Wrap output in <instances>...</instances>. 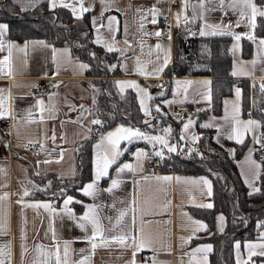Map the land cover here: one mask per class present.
I'll list each match as a JSON object with an SVG mask.
<instances>
[{"label": "crops", "instance_id": "1", "mask_svg": "<svg viewBox=\"0 0 264 264\" xmlns=\"http://www.w3.org/2000/svg\"><path fill=\"white\" fill-rule=\"evenodd\" d=\"M20 8L32 7L40 0H12ZM51 7V0H46ZM177 3L178 6H171ZM229 0H225L227 4ZM258 6L264 5V0H255ZM57 6L68 4L67 8L75 18L88 16L90 22V31L92 40L95 44L108 50L106 45H110L113 51L121 55L119 60L120 74L113 76L114 86L120 93L130 89L134 92L138 108L141 113V124H136L131 120L119 119L109 124L93 125L91 120L99 118L100 115L94 111L95 91L93 74L88 73L89 65L86 61L77 58L72 52L70 43L52 44L43 37L31 36L23 39L12 38L8 31L4 37H0L7 43H15L24 46L25 42L44 41L48 47L40 44H29L27 56L23 53L13 52V64L15 75L11 78H0V89L6 90L4 95L8 98L7 105L11 115L17 116L16 120L11 118L10 128L2 130L0 128V249H3L6 255L2 257L5 264H34L38 258L36 251L37 245H44L45 249H53L58 241L61 247L63 259V245L69 241L68 264H77L84 257H88L87 264H129L133 259L131 248H119L113 245L111 248H97L92 254L90 245L83 239L86 235L76 224L75 220L60 212L63 207V200L66 196H72L74 202L80 201L82 207L76 211L73 203L69 207L73 210L75 216H82L87 210L89 204L104 205L100 210L102 217L115 218L121 209L127 208L133 198L136 199V235L139 237V229L143 227L145 236H150L154 241L152 249H144L136 253V264H189L192 257L190 254L198 247L212 245L211 241L206 239L192 240V238L206 230H196L198 225L194 221L208 227L207 220L191 213V206L213 205L212 194H207L208 186L203 183H192L200 181L201 178L212 181L207 175H197L194 173L178 171H161L153 173L149 170L142 160L141 166L134 172H125L117 174L118 167L129 163L137 165L135 153L138 150L160 151L161 145L145 139L136 138L129 143L122 141L120 155L115 164L109 168L108 176L101 178L98 182V193L96 199L85 196L82 189L90 182L94 181L97 148L102 134L115 131L119 126L132 127L139 129L147 136H165L170 146L176 148L175 153L182 149L186 152L199 151V139L194 140L201 134L202 125L211 123L208 127L214 132L216 140L228 150L235 158L239 173L248 187L250 197L264 196V155L258 156L255 152V140L253 137H259L264 142V52L261 57L257 56V45L249 41L244 34L250 31L246 23H241L235 27V23L240 19L237 12L231 8L221 9L219 0H206L205 7H197L193 10V5H198V0H188V7L185 10L184 0H83V7L89 11L81 13L80 0H56ZM74 6L77 11H72ZM63 7V6H62ZM155 7L158 11L156 16L157 23L153 24L152 14L149 9ZM139 9L140 11H137ZM214 9V10H212ZM227 12V15H225ZM180 13L179 26H177L176 14ZM168 16H171L168 21ZM194 16L203 17L193 19ZM115 17V21L109 30V18ZM259 17V16H258ZM257 17V18H258ZM166 21L174 26L172 31L165 29ZM232 23L231 29L234 33L240 34L242 39L239 41V48L232 50L233 44L237 42L234 36H230V51L232 55V66L230 78L234 79L230 93L222 98L221 110L219 113L213 112V76L211 75H173L170 79L165 74V70L173 57L174 32L177 28L186 29L183 32L185 36L193 35L196 27L200 31L204 24H223ZM6 23V21H0ZM143 24V27H141ZM182 27V28H181ZM161 32V36L154 35L155 32ZM171 33V40L168 39V33ZM258 38H264V34L254 32ZM200 35V32L199 34ZM214 36V35H207ZM100 43H96L97 39ZM161 48L157 49L156 45ZM52 48L57 49L56 62L60 64L59 73H57L56 64L53 63ZM170 48V61L163 71L156 75L152 74L153 69L159 63ZM7 55V51L0 52V59ZM157 56L160 60L157 61ZM256 60L252 65L250 62ZM24 61L27 63L25 64ZM137 62L139 66L149 73L140 75L137 71ZM79 64L88 65L87 69H80ZM236 71L238 75H232ZM47 73V75H45ZM129 82L139 86V88L125 87L120 91L118 82ZM177 81H191V85L185 94L183 88L177 90ZM208 81L205 85L203 82ZM242 81V83H240ZM248 85L250 94L245 104L244 85ZM53 84H59L58 88H53ZM170 84V92L165 95V91ZM19 85V86H17ZM36 85L37 87H33ZM241 90L239 99L236 97V89ZM145 90L148 96H145ZM211 94V101L205 98V94ZM55 93L49 101V94ZM105 94H107L105 92ZM42 97L46 106L55 104L56 110L43 114V122L26 123L19 117L26 115V110L32 108L36 98ZM144 100L145 105L150 110V115H145L140 101ZM228 102L225 104V102ZM170 102V103H169ZM175 102H185L191 108V113L186 116L172 115L169 107ZM71 106H75V110ZM83 106V108H81ZM157 107L159 111H157ZM239 108V118L242 121L254 119L261 121L262 127L252 132L246 133L244 143L239 144L234 139H229L233 121L232 116L234 108ZM34 116L38 120L40 113L33 109ZM11 117V116H10ZM191 119L193 123L185 130L184 125ZM74 121H79L75 123ZM148 121V123H145ZM104 123V122H103ZM101 126L100 133L95 131ZM171 128V133H165V129ZM19 134V135H17ZM55 135L53 141L51 137ZM89 138L91 148L90 167L91 177L84 181L77 189L85 201L78 200L73 195H65L58 202L52 198H36L32 195L24 196L27 180H30L34 174L51 172L59 177H70L75 173V154L78 145ZM12 142L14 145L12 151L8 150L5 144ZM26 141H38L41 145L39 153L34 154L23 150L17 145H23ZM43 145V147H42ZM252 150L251 159L261 165L258 177L253 175V167L246 162L249 150ZM63 152V158L60 153ZM164 155L168 154L167 148L163 149ZM50 160L51 163H43ZM158 176H170L173 179L170 182L158 181ZM177 177L182 180L177 181ZM146 178V179H145ZM113 179L121 180L118 188L112 192L104 191L111 187ZM252 187H249V183ZM253 188L259 189L258 192ZM28 189V188H27ZM29 191V190H28ZM5 194H7L5 196ZM19 201V202H18ZM52 203L57 209L59 215H52L43 208H32L27 205L35 203ZM115 204V207L112 205ZM207 208V207H202ZM223 215L225 220L221 222L218 219V227L223 228L226 224V215L219 213L218 217ZM54 221V222H53ZM107 224V220L103 221ZM125 225L130 223V215L125 218ZM56 232V239H53L52 231ZM264 233V226L261 228L260 236ZM203 234V233H201ZM258 236L236 238L233 242L234 257L237 261V252L235 244L240 243V257L247 259L246 244L257 242ZM183 238V239H182ZM84 251H81V250ZM212 252V251H211ZM211 252L207 253V264H211ZM149 255L148 258L144 255ZM203 253L196 255V260H201ZM43 259V257H40ZM255 264H264V257H253ZM54 264V259L52 261ZM251 264V262H250Z\"/></svg>", "mask_w": 264, "mask_h": 264}, {"label": "trees", "instance_id": "2", "mask_svg": "<svg viewBox=\"0 0 264 264\" xmlns=\"http://www.w3.org/2000/svg\"><path fill=\"white\" fill-rule=\"evenodd\" d=\"M34 15L37 16L33 17ZM0 21L7 22L8 34L12 38L38 36L54 45L70 43L74 55L86 61L89 65L88 73L95 76L94 111L102 117L103 125L108 126L119 119L141 124V113L134 92L128 89L120 93L114 86L113 76L120 74L121 55L116 51L105 50L93 42L87 15L75 18L65 7L50 8L46 0H41L26 10L20 9L12 0H0ZM183 32L186 29L183 31L177 28L174 32L173 57L165 74L168 79L173 75L187 74L213 76L212 109L219 113L222 98L230 93L234 82L230 78L231 38L227 35L185 36ZM255 32L264 34V17L257 18ZM169 92L170 84L165 95ZM249 94V87L245 84V104ZM185 150L164 155L161 169L207 175L211 178L213 207H190L193 215L205 218L208 223L206 231L194 236L192 240L206 239L212 242L211 264H237L233 242L236 238L260 234L264 225V196H249L235 158L216 140L213 130L201 128L199 151ZM90 153L89 138L84 139L76 149L75 173L70 177H59L51 172L34 174L25 183L29 195L52 198L58 202L70 194L85 201L86 197L77 189L91 177ZM73 206L79 211L82 204L73 202ZM220 212L226 215L223 231L218 227Z\"/></svg>", "mask_w": 264, "mask_h": 264}, {"label": "snow or ice", "instance_id": "3", "mask_svg": "<svg viewBox=\"0 0 264 264\" xmlns=\"http://www.w3.org/2000/svg\"><path fill=\"white\" fill-rule=\"evenodd\" d=\"M19 2V0H17ZM30 2H34V0H30ZM206 0H198V5H193V10L197 7L204 8L205 7ZM81 8L79 11L81 13L89 11L88 8H84L83 0H80ZM220 8H231L234 12H237L240 19L235 23V27H239L241 23H246L249 27L250 31L248 33H245L244 36L249 40L254 42L257 45V56L261 57L262 52H264V38H258L254 32L257 27V17H264V5L258 6L255 0H229V2L226 4L225 0H219ZM57 6L56 0H51V7L55 8ZM63 7H70L68 4H63ZM184 7L185 10H187L188 7V0H184ZM26 10V9H25ZM214 10V9H212ZM72 11L75 14L77 9L72 6ZM137 11H140L137 9ZM149 12L152 14L153 19L152 23H157L156 16L158 14V11L155 7L149 9ZM225 15H227V12H225ZM80 18V17H78ZM177 18V26H179V19H180V13L176 14ZM197 18H203L194 16L193 19ZM115 21V17L109 18V30L111 31V25ZM8 24L6 23H0V37H4L6 32L8 31ZM141 27H143V24H141ZM233 28V25L231 22H229L227 25L223 24H204V28L200 31L201 36H207V35H232L234 36L236 44H233L232 50L235 53V51L239 48V41L242 39V36L240 34L234 33L231 29ZM195 33H193L194 35ZM155 36L160 37L161 32L157 31L154 33ZM168 39L171 40V33H168ZM100 39L98 38L96 40V43H100ZM40 44L44 47H48V45L44 41H31V42H25L24 46L21 47L18 44L15 43H7L5 45V42L3 39H0V52L7 51V55L3 57V59H0V78H11L15 75V68L13 64V52H19L23 53L25 56H27V49L29 47V44ZM108 47L109 51H113V49L110 45H106ZM157 49L161 48L160 44L156 45ZM57 49L52 48L53 52V63L56 64L57 73H59L60 64L56 62V53ZM93 55H95L93 53ZM160 60V57L157 56V61ZM170 61V48L167 50L162 63H159L157 66L154 67L152 74H160L164 67L167 66V64ZM26 64L27 62L24 61ZM252 65H255L257 63L256 60H253L250 62ZM137 71L140 75H148L143 67L139 66V62H137ZM78 67L80 69H87L88 65L86 64H79ZM239 73L234 71L232 75H238ZM47 75V73H45ZM177 90L179 91L181 88H183L184 93H187L188 87L191 85V81H177ZM205 85L209 84L210 82L204 81ZM120 91L123 92L125 87H134L139 88L138 85L134 83L129 82H118ZM19 86V85H17ZM33 87H37L36 85H33ZM53 88H58L59 84H53ZM264 87V85H262ZM6 90L0 89V119H8L10 116L13 120L17 119V116L11 115L10 109L7 105V97L4 95V92ZM141 92H144L145 96H148L147 92L145 90L140 89ZM56 95L55 93L49 94V101H51L52 96ZM241 96V90L239 88L236 89V97L239 99ZM205 98L210 102L211 101V94L210 92L205 94ZM148 99H151V96H148ZM170 103V102H169ZM228 102L226 101L225 104ZM141 107L143 108L145 115H150V110L147 108V106L144 103V100L141 99L140 101ZM73 110H75V106H71ZM57 106L55 104H49L46 106L45 100L42 97L36 98L35 104L32 106V108H29L26 110V115L19 117V119L24 120L26 123H36V122H43L45 120L44 113L45 111H48L49 113L55 111ZM83 108V106H81ZM33 109L38 110L40 113L38 120L34 116ZM159 111V108L156 109ZM232 129L230 134L228 135L229 139H234L237 143L243 144L244 143V137L246 133L252 132L256 129H259L262 127L261 121L254 120V119H248L247 121H242L239 118V108H234V113L232 116ZM75 123H79V121H74ZM145 123H148V121H145ZM193 123L191 119L188 120V123L184 125L185 130L189 128V126ZM91 124L93 125H103V121L99 118H94L91 120ZM213 125L211 123H206L202 125V127L208 128L212 127ZM165 133L170 134L171 128L165 129ZM19 135V134H17ZM264 135V134H262ZM140 138L145 139L149 141L150 143H153V146L155 147V143L158 142L162 147L160 151H156L154 154L157 157H160L163 159L164 152L163 149L167 148L168 152H175L176 148L174 146L169 145L168 139H166L165 136L157 135V136H147L144 133H142L139 129H134L132 127H124L119 126L115 129V131L108 132L106 135L102 134L100 136V141L96 145L97 148V160H96V169H95V178L93 182L88 183L83 189L82 192L85 196H90L93 199H96L98 193L100 192V189L98 188V182L101 180V178L108 176L109 168L116 163L118 157L122 155V150L120 148V144L122 141H128L131 143L133 139ZM51 139L55 140V135L51 137ZM194 140L199 139L198 137H193ZM255 140V143L260 144L261 147H264V142L261 141L259 137H253ZM29 144H35L38 143V141H29ZM6 147H11L9 143L5 144ZM18 147L23 146L27 147L28 145H17ZM43 147V145H42ZM147 153L143 150H138L135 153V157L137 160V165L133 166L132 164L125 163L122 167H118L117 174L125 172V170L129 172H134L141 166L143 158L147 157ZM252 150H249V155L246 157V162L250 163V165L253 167V175L255 177H258L260 172L261 165L258 164L256 161L251 159ZM60 157L63 158V152L60 153ZM43 163H51L50 160H45ZM0 171H5L4 169H0ZM146 179V178H145ZM173 178L170 176H158L156 177V180L158 181H165L170 182ZM177 181L182 180V178L177 177ZM121 180L119 179H113L111 182V187L105 189L104 191L112 192L114 189L118 188L121 184ZM192 183H203L208 186L207 194L210 196L212 194L211 190V182L209 180H206L204 178H201L200 181H192ZM246 183H249V187H252V183L246 180ZM39 190V189H38ZM253 191L258 192L259 189L253 188ZM64 190H61V193H63ZM7 194H5L6 196ZM29 191L27 188H25L24 196H28ZM4 197H0V199H3ZM19 202V201H18ZM74 202V198L72 196H66V198L63 200V207L60 209V212L64 215H67L70 219L75 220L77 226L86 233V235L83 237V239L90 245V249L92 254L95 253L97 248H111L113 245L119 247V248H131L132 249V255L133 259L129 262V264H136L135 256L137 252H140L144 249H152L153 248L154 241L150 236H145L143 232V227L139 229V237H137L136 233V213H137V207H136V199L133 198L127 208L121 209L119 211V214L113 218V217H102L101 216V209L104 207V205H96V204H89L86 206L87 210L83 213L82 216H75L73 213V210L69 207L70 204ZM77 203H82L80 201H76ZM32 208H43L47 210L52 217H56L59 215L57 212V209L54 207L52 203H35L31 205H27ZM112 207H115V204L112 205ZM200 207H207L212 208L213 205L211 203L206 205H200ZM130 215V223L125 225L124 221L126 217H129ZM218 219L223 222L225 220V217L223 215L219 216ZM107 220V224H105L103 221ZM54 222V221H53ZM194 224L198 225L197 231L200 229H207V226L200 223L199 221H194ZM264 226V225H262ZM52 231L53 239H56V232L54 228H50ZM220 231H223V226L221 225ZM183 239V238H182ZM69 241H65L63 245V259L61 255V247L59 242L57 241L56 244L53 246V249H45L44 245H37L36 251L38 253V258L34 261V264H52V261L54 259V264H68L67 258L69 255ZM240 248L241 245L239 242L235 244V249L237 252V264H255V262L252 260L253 257H264V233H262L257 238V242H249L246 244L247 248V259L242 260L240 257ZM81 251H84L83 249ZM212 251V245H204L201 247L196 248L190 256L192 259H190L189 264H207V253ZM198 253H203L204 256L201 260H196V255ZM6 255H10L6 253L3 249H0V264H5V260L2 258ZM40 257H43V259H40ZM88 257H84L82 260L77 262V264H87ZM153 264H155V258L153 257Z\"/></svg>", "mask_w": 264, "mask_h": 264}, {"label": "built area", "instance_id": "4", "mask_svg": "<svg viewBox=\"0 0 264 264\" xmlns=\"http://www.w3.org/2000/svg\"><path fill=\"white\" fill-rule=\"evenodd\" d=\"M171 6H178L177 3H172L171 2ZM171 19V16H168V21H170ZM166 21V23L164 24L165 26V29L169 30V31H172L173 29V25L171 22H168ZM200 32V28L199 27H196L194 29V32L195 33L194 35H198ZM240 83H242V81H240ZM170 113L172 115H180V116H186L188 115L189 113H191V108L190 106H188L185 102H182V103H179V102H175L173 103L170 107ZM10 124H11V117H9L8 119H0V128L2 130H8L10 128ZM101 131V126H99V129H97L95 132L98 134L100 133ZM29 141H26L25 143H23V145H28L27 147H23V150L25 151H28L30 153H34V154H37L39 153L40 149H41V145L40 143H35V144H29L28 143ZM11 147L9 148L8 147V150L11 152L12 151V148H13V144L12 142H10L8 140V142ZM255 152L258 156H262L264 155V147H261L260 144H256L255 145ZM146 153L148 154L147 157L144 158V163H146V166L149 168V170L153 173H159L162 171L161 169V158L160 157H157L155 156V152L153 151H146ZM144 257L148 258L149 255H144Z\"/></svg>", "mask_w": 264, "mask_h": 264}, {"label": "rangeland", "instance_id": "5", "mask_svg": "<svg viewBox=\"0 0 264 264\" xmlns=\"http://www.w3.org/2000/svg\"><path fill=\"white\" fill-rule=\"evenodd\" d=\"M40 1H41V0H40ZM37 3H39V2H37ZM37 3H36V4H37ZM36 4H35V5H36ZM35 5H34V6H35ZM32 7H33V6H32ZM32 7H24V8H20V9H30V8H32ZM18 13H19V12H18ZM28 14H29V13H28ZM29 15H31V14H29ZM36 16H37V15H34L33 17H36ZM30 17H32V16H30Z\"/></svg>", "mask_w": 264, "mask_h": 264}]
</instances>
